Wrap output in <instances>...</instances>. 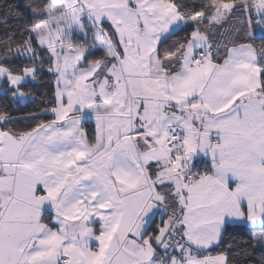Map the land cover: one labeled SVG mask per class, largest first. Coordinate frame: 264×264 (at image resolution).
Returning <instances> with one entry per match:
<instances>
[{
	"label": "snow or ice",
	"instance_id": "1",
	"mask_svg": "<svg viewBox=\"0 0 264 264\" xmlns=\"http://www.w3.org/2000/svg\"><path fill=\"white\" fill-rule=\"evenodd\" d=\"M24 7L0 83L47 60L52 119L0 106V264H264V0Z\"/></svg>",
	"mask_w": 264,
	"mask_h": 264
},
{
	"label": "trees",
	"instance_id": "2",
	"mask_svg": "<svg viewBox=\"0 0 264 264\" xmlns=\"http://www.w3.org/2000/svg\"><path fill=\"white\" fill-rule=\"evenodd\" d=\"M8 3H15L19 6V11L22 13L21 18L18 19L14 16L7 15L4 6ZM25 3L26 0H0V39L6 38L5 29H7L9 33H18L21 30L20 26L25 22V19L30 22L31 17L28 10L24 7ZM179 35H183V33H179ZM19 38V35H17V39ZM172 39H175V37L170 38L166 43H171ZM90 42L89 34V43ZM256 43H260L259 39L256 40ZM2 51L3 49H0V52ZM17 63L19 64L20 61L18 60ZM47 63V60H45L43 67L38 66L35 80H32L29 77L23 84L22 90L31 96L26 101L13 99L10 92H8L7 85L0 83V106L7 105L10 114L13 117L19 118V122L16 125H13L14 127L24 128L31 124V120L23 118L30 113L37 114V119L40 120L52 119L50 114H44L43 112L44 109L51 106L48 101L51 99V92L54 89L53 77L47 72ZM92 128V124H86V130L91 132ZM158 222L159 216H157L156 219V223ZM154 226L155 224L153 227ZM149 230L151 231V228ZM248 231L249 229L246 225H235L229 230V234L225 237V241H227L229 237H235L237 240H247ZM260 254V251L257 249L255 251L256 257L259 258Z\"/></svg>",
	"mask_w": 264,
	"mask_h": 264
},
{
	"label": "rangeland",
	"instance_id": "3",
	"mask_svg": "<svg viewBox=\"0 0 264 264\" xmlns=\"http://www.w3.org/2000/svg\"><path fill=\"white\" fill-rule=\"evenodd\" d=\"M253 32H254V34L256 35V36H260V32H259V30L258 29H253ZM27 80H28V78H27ZM26 80V81H27ZM25 81V82H26ZM31 96H30V94L29 95H27L25 98H23V99H21V98H16V99H18V100H22V101H26L27 99H29Z\"/></svg>",
	"mask_w": 264,
	"mask_h": 264
},
{
	"label": "crops",
	"instance_id": "4",
	"mask_svg": "<svg viewBox=\"0 0 264 264\" xmlns=\"http://www.w3.org/2000/svg\"><path fill=\"white\" fill-rule=\"evenodd\" d=\"M88 124H90V125L92 124V127H94V125H93V123H92V122H89ZM85 128H86V125H85Z\"/></svg>",
	"mask_w": 264,
	"mask_h": 264
}]
</instances>
